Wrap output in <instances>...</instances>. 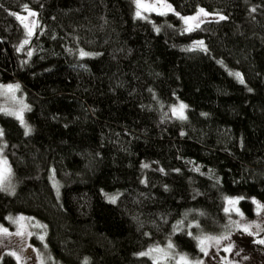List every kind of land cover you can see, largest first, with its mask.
<instances>
[{"label":"trees","instance_id":"obj_1","mask_svg":"<svg viewBox=\"0 0 264 264\" xmlns=\"http://www.w3.org/2000/svg\"><path fill=\"white\" fill-rule=\"evenodd\" d=\"M166 1L144 18L132 0H0V83L30 104L27 128L0 113L16 177L0 223L41 220L59 264H157L141 253L169 241L198 257L188 225L223 230L227 196L264 204V0Z\"/></svg>","mask_w":264,"mask_h":264},{"label":"rangeland","instance_id":"obj_2","mask_svg":"<svg viewBox=\"0 0 264 264\" xmlns=\"http://www.w3.org/2000/svg\"><path fill=\"white\" fill-rule=\"evenodd\" d=\"M132 1L135 4L136 15L139 12V16L144 18L151 17L154 14L166 15L170 11V6L166 0ZM146 5L151 7H145ZM29 13L35 12H23L20 13L18 17H22L23 19H19L27 25V34L31 30L33 35L38 24V16L36 13L35 15H29ZM198 13H200V11L189 17H197ZM204 13L206 12L204 11ZM211 17L212 15L208 13L207 15L201 13L196 20H189L188 23L185 22L184 18L180 29L187 30L189 27L193 29L197 24ZM199 42L201 41H195L190 46L203 48L205 44H203L202 47L196 46ZM8 85H19V88L14 92H9L7 91ZM181 105L186 106L183 101L176 102L168 108L167 113H173L175 117L179 118L173 110L179 109ZM29 106L27 93L19 82L0 83V109L7 110L0 111V113L13 115L17 119L18 117L16 114L22 115L23 125L27 128L29 127V123L27 122L26 114ZM185 114L186 107L183 108L184 117ZM18 120L20 121V119ZM0 133H2V135H0V168L5 167L2 161L7 160V167L11 169V175L5 182V188L7 191H13L16 185V177L5 155V144L1 139L3 136L1 126ZM53 181L55 183L57 182L56 179ZM106 195L107 198L111 200L117 198L116 194L106 193ZM230 200L234 201V203H229ZM240 201V197L227 196L225 198V209H228V211H225L227 215V224L221 231H208L201 227L199 223H193V226L188 225V233L196 236L198 242V247L200 249L198 257L181 251L172 241L165 244H154L146 248L142 253H148L146 256L157 264H211L213 261L209 259V256L214 254L215 251H220L223 253L222 264L238 263L239 258L244 256L246 250L254 248L258 251V246L262 245L259 241L264 239V204L259 206L255 217H248L243 212ZM185 225L186 224L182 221L177 228H182ZM245 228H247L248 231H245ZM2 229H7V233H4ZM46 236L47 226L45 223L32 216L16 214L9 220L8 225L0 223V264L3 258L8 254L15 258L17 264H59L48 250ZM225 236L228 237V239H221L219 244H217L215 240H206L203 245L204 251L201 250V239L205 237L220 238ZM169 244L172 245L171 248L168 247ZM226 248L229 250L225 251ZM156 249H160L161 251H156ZM181 257H184L185 260L181 261ZM215 259L214 257V260ZM217 262L219 263V261Z\"/></svg>","mask_w":264,"mask_h":264},{"label":"snow or ice","instance_id":"obj_3","mask_svg":"<svg viewBox=\"0 0 264 264\" xmlns=\"http://www.w3.org/2000/svg\"><path fill=\"white\" fill-rule=\"evenodd\" d=\"M145 7H151V6H145ZM201 13H203L204 15H207V13H204V10L203 9H201L200 10V13H198L197 14V17H189V18H185V22L186 23H188V21L189 20H196L197 18H198V16L201 14ZM29 15H35V13H29ZM137 15L139 16L140 15V13L138 12L137 13ZM18 18H20V19H23L22 17H18ZM221 19H224V17H220ZM25 27H27V25H25ZM196 27H199V25L197 24L196 25ZM192 30V28L191 27H189L188 29H187V31H191ZM29 36L30 35H32V32H31V30L29 31ZM28 41L27 40H25L24 41V43H27ZM202 45H203V42H199L196 46L197 47H202ZM82 55H85V53H81ZM29 55H31V53H29ZM236 75H237V77H239V73H236ZM241 83H243V80L241 79ZM19 88V85H15V86H13V85H8L7 86V91H9V92H14L16 89H18ZM184 107H186V106H184V105H181L180 106V108L179 109H174L173 111L178 115V117L179 118H181V119H184L185 117L183 116V108ZM0 111H7L6 109H0ZM17 115V117H18V119H20V121H21V123L23 124V118H22V115H20V114H16ZM28 131H30V129L28 130ZM25 134H27V131H26V133ZM0 135H2V133H0ZM2 164L5 166V167H3V168H0V190H6V188H5V182L9 179V177H10V175H11V169L9 168V167H7V160H4V161H2ZM145 166H147V165H145ZM114 199L115 198H113V201H114ZM229 203H234V201H229ZM225 211H228V209H225ZM2 231L4 232V233H7V229H2ZM245 231H248V229L247 228H245ZM17 234H19V233H17ZM221 239H228V237H220V238H216V237H205L204 239H201L200 240V244H201V250L202 251H204V248H203V245L205 244V241L206 240H215L216 241V243L217 244H219L220 243V240ZM260 243H262V244H264V240H261V241H259ZM168 247L169 248H171L172 247V245L171 244H169L168 245ZM229 249H225V251H228ZM156 251H161L160 249H156ZM148 253H141V255H147ZM185 260V258L184 257H181V261H184Z\"/></svg>","mask_w":264,"mask_h":264},{"label":"flooded vegetation","instance_id":"obj_4","mask_svg":"<svg viewBox=\"0 0 264 264\" xmlns=\"http://www.w3.org/2000/svg\"><path fill=\"white\" fill-rule=\"evenodd\" d=\"M255 216H252V217H255ZM248 217H250V216H248ZM258 247H259L258 251H256L254 248L249 249V250L245 249L246 251L244 252V256L240 257L238 263H236V264H264V245L262 244ZM215 253H217V254H215ZM215 253L212 254L211 256H209V259H211L213 261L211 264H222L223 253L220 251H218V252L215 251ZM214 257L217 259V261H219V263L216 261V259L214 260Z\"/></svg>","mask_w":264,"mask_h":264},{"label":"water","instance_id":"obj_5","mask_svg":"<svg viewBox=\"0 0 264 264\" xmlns=\"http://www.w3.org/2000/svg\"><path fill=\"white\" fill-rule=\"evenodd\" d=\"M0 144H1V142H0Z\"/></svg>","mask_w":264,"mask_h":264}]
</instances>
